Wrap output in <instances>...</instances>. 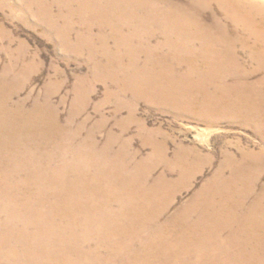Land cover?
Here are the masks:
<instances>
[{
  "label": "bare ground",
  "instance_id": "bare-ground-1",
  "mask_svg": "<svg viewBox=\"0 0 264 264\" xmlns=\"http://www.w3.org/2000/svg\"><path fill=\"white\" fill-rule=\"evenodd\" d=\"M33 2L58 38L69 42L79 26L74 19L86 28L85 33H76L69 48L87 47L91 51L94 82L106 83L109 79L114 84L107 87L106 99L120 100L114 114L125 111L129 118L119 123V134L109 131L99 146L94 131L81 135L86 120L71 129V112L62 125L47 98L34 101L29 109L25 101L13 103L19 83L15 78L8 80L9 73L0 75V264H206L204 257L191 258L201 254L202 232L200 236L192 235L194 242L185 232L170 237L152 230L162 223L173 201L164 203L165 195L158 197L153 189L146 188L158 164L105 166L107 169L93 173L90 160L94 153L110 157L117 145V159H132L128 148L121 147L131 142L124 139L128 126L150 130L135 119L139 102L177 116L182 114L180 118L185 119L188 112H198V104H207L211 96L204 91L207 96L200 94L204 100L176 104L172 95L184 87L190 88V95L200 83H236L242 93L247 84L257 83L262 84L259 91L245 90L242 95L264 97L263 6L245 0ZM51 3L59 9L56 15L50 12ZM258 73L260 77L252 81ZM83 94L76 90L78 102L83 101ZM228 96L235 99L239 93ZM125 99L130 100L131 107L126 106ZM187 104L188 108L182 107ZM255 106L247 105L246 111L260 113L259 124L264 126V106ZM100 123L95 130L104 127V121ZM150 131L162 137L160 130ZM160 140L154 135L144 143L159 144L163 150L158 157L166 160L168 143ZM61 143L69 150L66 155L55 151ZM243 155L245 163L258 160ZM71 160L82 162L88 172L70 173L67 163ZM185 161L198 162L200 169L206 165L197 154L184 152L173 161L176 163L165 167L179 170L181 177L186 174ZM224 162L230 172L228 155H224ZM89 174L93 184L86 182ZM158 181L162 186L167 184L162 177ZM249 188L243 177L239 189H228L232 201L226 207L233 211L248 208V201L258 191L255 186L249 193ZM212 192L214 187L201 191L199 198L205 204L185 205L183 213L194 208H215L205 202V195ZM262 200V204L255 200L249 212L258 209L264 213ZM250 221L255 222L252 218ZM172 250L178 254L168 256ZM124 251L135 256L132 262H123ZM248 253L245 262L235 264H264L255 259L260 255L257 244H250Z\"/></svg>",
  "mask_w": 264,
  "mask_h": 264
},
{
  "label": "rangeland",
  "instance_id": "rangeland-1",
  "mask_svg": "<svg viewBox=\"0 0 264 264\" xmlns=\"http://www.w3.org/2000/svg\"><path fill=\"white\" fill-rule=\"evenodd\" d=\"M245 1L264 8V0ZM34 4L33 0H0V75L4 72L9 73L8 80L15 78L19 83L16 84L18 87L16 99L13 98L12 102L25 101V108L29 109L34 101L47 98L62 125L66 123L70 113L74 112V121L70 128L75 129L79 123L86 120V127L81 135L85 136L87 132L94 131L99 146H102L108 132L119 134V123L129 118L125 111L118 115L114 114V109L117 108L120 100L106 99L107 87L110 86L109 84H114L109 79L106 83L94 82L91 60V56L94 55L87 47L69 48V43L73 44L75 41L76 33L83 34L87 31L86 28L74 19L73 22L77 21L79 26L74 28L69 42L61 36L58 38ZM58 10L56 4L51 3L50 12L56 15ZM9 67L12 69L10 72L7 71ZM259 75L261 74L258 73L252 81L257 80ZM260 85L262 84H247L242 93L245 90L259 91ZM195 87L193 94L188 95L190 88L184 87L176 91L175 96L172 95L176 104H186L184 102L190 101L189 105L192 101L204 100L200 95L207 96L204 91L211 96L207 104L201 106L198 104V112H188L190 115L185 119L180 118L182 114L177 116L139 102L135 106V119L141 121L147 129L160 130L162 137L165 138L159 137L150 130L139 131L135 124H131L124 137L126 140L131 139V142L129 146L121 145L122 149L124 146L128 148L126 151L132 156V159L129 158L131 161L116 158L120 148L117 145L110 157L93 154L90 160L92 172L95 173L97 169H107L105 166L120 164L124 167L143 163L158 164L159 166L149 177L151 184L146 188L153 189L158 197L165 195L164 203H169L172 199L173 201L162 223L153 228V231L157 230L170 237L185 232L194 242L196 241L192 235L200 236L202 232L201 254L198 253L191 258L204 257L206 264L243 263L250 257L248 253L250 244L258 245L260 255L255 259H261L263 262L264 213L257 209V212L252 214L249 208L250 205L253 206L255 200L262 204L264 199H261L264 189V172H261L264 167V126L259 124L260 113L252 114L246 111V106L252 108L256 107L255 104L264 106V97L244 96L240 85L236 83L231 85L221 82L200 83ZM77 89L86 95L82 102L77 100ZM233 92L239 93L235 99L228 96ZM217 96H220V99H217ZM220 100L221 103L218 102ZM125 102L128 104L127 107H131L132 103L129 99H125ZM188 104L182 107L188 108ZM101 120L104 121V127L95 130V127L101 124ZM154 135L160 138V141L168 143L166 160L158 157L163 150L159 149L161 148L159 144L144 143L147 137ZM55 151L66 155L69 150L65 143H61ZM184 152L197 154L206 165L200 169L197 167L198 162L185 161L183 166L186 168V174L181 177L179 170L165 167L169 163H176L173 161ZM243 153L257 157L258 160L245 163L243 160L246 157ZM155 155L157 158L154 157ZM224 155H228L232 162L230 172L223 164ZM67 165L70 173L88 172L87 167L78 160H71ZM160 177L164 178L167 184L160 185L158 181ZM243 177L248 180L249 193L255 186L258 191L253 194V199L248 201V208L230 210L226 205L231 203L232 198L229 197L227 190L239 189ZM86 182L94 183L90 174ZM212 187L215 188V192L205 195V202L214 204L215 208L209 210L194 208L183 213L185 205L205 204L199 198L200 193ZM241 201L246 202L244 198ZM131 212H134V209ZM250 218L255 222H251ZM96 244L95 240L92 241V247L95 248ZM135 248L138 250L137 246ZM128 249L131 251V248ZM174 254H178V251L172 250L168 256ZM121 255L123 262H132L135 258L131 252L129 254L124 251Z\"/></svg>",
  "mask_w": 264,
  "mask_h": 264
}]
</instances>
